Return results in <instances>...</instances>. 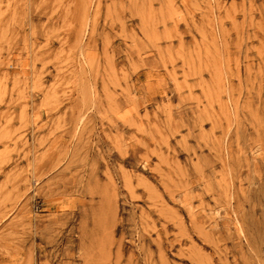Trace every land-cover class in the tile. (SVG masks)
Wrapping results in <instances>:
<instances>
[{"label": "rangeland", "instance_id": "rangeland-1", "mask_svg": "<svg viewBox=\"0 0 264 264\" xmlns=\"http://www.w3.org/2000/svg\"><path fill=\"white\" fill-rule=\"evenodd\" d=\"M0 264H264V0H0Z\"/></svg>", "mask_w": 264, "mask_h": 264}]
</instances>
